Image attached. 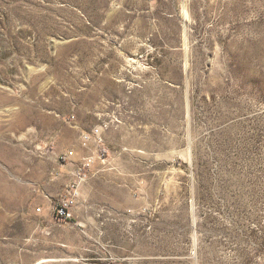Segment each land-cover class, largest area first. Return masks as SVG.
<instances>
[{
  "label": "rangeland",
  "instance_id": "obj_1",
  "mask_svg": "<svg viewBox=\"0 0 264 264\" xmlns=\"http://www.w3.org/2000/svg\"><path fill=\"white\" fill-rule=\"evenodd\" d=\"M0 264H264V0H0Z\"/></svg>",
  "mask_w": 264,
  "mask_h": 264
},
{
  "label": "crops",
  "instance_id": "obj_2",
  "mask_svg": "<svg viewBox=\"0 0 264 264\" xmlns=\"http://www.w3.org/2000/svg\"><path fill=\"white\" fill-rule=\"evenodd\" d=\"M86 151H81V155L87 154ZM80 159V157H79ZM100 160L97 159L91 167L87 171V176L86 180L84 181L85 183L82 185L81 188V193H85L86 197H91L93 194H98L100 193V190L103 189V191H110L111 193L115 191H119V184L117 179L114 181L113 177H118L117 174H114L112 169H106L100 167ZM102 163V162H101ZM64 165H71L70 163L62 164ZM72 166L70 170H67L69 173L72 172Z\"/></svg>",
  "mask_w": 264,
  "mask_h": 264
},
{
  "label": "built area",
  "instance_id": "obj_3",
  "mask_svg": "<svg viewBox=\"0 0 264 264\" xmlns=\"http://www.w3.org/2000/svg\"><path fill=\"white\" fill-rule=\"evenodd\" d=\"M84 139L88 140V135H83ZM73 155L72 151H69L65 156L70 157ZM100 159L101 161H104V157L100 156L99 154L96 155L94 152H92L89 155L83 156L81 158L80 166L75 171L72 172V175L74 176L75 180L78 182H82L86 180L87 171L91 167V165L97 160ZM79 184V183H78ZM76 195L72 194L71 192H67L61 199L60 203L55 207V210L57 214L63 218L69 217L70 214V208L72 206V203L74 202V197Z\"/></svg>",
  "mask_w": 264,
  "mask_h": 264
},
{
  "label": "bare ground",
  "instance_id": "obj_4",
  "mask_svg": "<svg viewBox=\"0 0 264 264\" xmlns=\"http://www.w3.org/2000/svg\"><path fill=\"white\" fill-rule=\"evenodd\" d=\"M49 259H54V258H47V259H42V260L44 261V260H49ZM37 263H38V262H37Z\"/></svg>",
  "mask_w": 264,
  "mask_h": 264
}]
</instances>
